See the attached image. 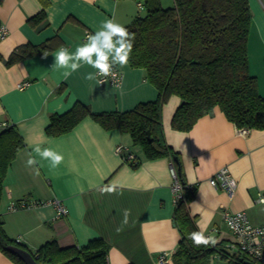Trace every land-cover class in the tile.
Here are the masks:
<instances>
[{
    "label": "crops",
    "instance_id": "crops-1",
    "mask_svg": "<svg viewBox=\"0 0 264 264\" xmlns=\"http://www.w3.org/2000/svg\"><path fill=\"white\" fill-rule=\"evenodd\" d=\"M249 4L253 16L249 68L264 94V0H249ZM139 8L138 0L0 1V22L8 29L0 38V121L14 124L25 143L8 167L0 216L7 234L20 238V245L31 251L49 239L64 247L103 238L110 244L108 264H175L173 253L181 233L175 222L171 158L146 159L129 133L107 129L89 115L62 134L46 131L52 114L68 111L77 101L93 111H125L157 98L158 89L146 70L129 62L123 68L117 65L123 73L121 85L87 80V73L97 71L89 65L68 77L64 69L54 67L60 48L74 53L106 20L114 18L125 27L139 16ZM41 12L44 19L30 21ZM50 40L54 46L46 58L33 54L7 63L18 46ZM22 82L28 85L22 88ZM180 103L181 97L172 94L163 104L165 138L179 153L186 181L195 186L189 211L198 229L227 251L234 236L226 212L245 210L253 224L264 225V205L257 202L264 191V129L239 128L216 106L190 130H178L172 118ZM118 145L141 162L134 166L126 161L116 150ZM36 146L53 150L63 160L53 168L50 159L34 152ZM30 156L35 160L32 166L27 165ZM225 166L238 181L233 194L209 182ZM113 185L115 191H106ZM20 199H58L68 213L56 217L54 204L8 209L11 201ZM162 252H168L164 263L159 261ZM0 264L17 263L0 249Z\"/></svg>",
    "mask_w": 264,
    "mask_h": 264
},
{
    "label": "trees",
    "instance_id": "trees-1",
    "mask_svg": "<svg viewBox=\"0 0 264 264\" xmlns=\"http://www.w3.org/2000/svg\"><path fill=\"white\" fill-rule=\"evenodd\" d=\"M138 1L146 13L125 26L134 37L129 63L146 70L158 89L157 98L125 111H93L77 101L68 111L52 114L46 131L50 135L62 134L89 115L107 129L129 133L133 145L141 147L146 159L171 158L183 185V197L175 208V222L181 233L173 253L175 264H211L215 255L226 258L227 264H248L246 260L251 259H228L220 243L209 239L207 244L195 245L190 239L192 233L200 232L189 211L195 186L186 181L179 153L165 138L162 108L170 95L181 97L172 126L182 131L190 130L216 106L239 128L264 129V94L249 68L248 43L253 23L249 0H174L170 6H162L160 0ZM44 17L41 12L30 21ZM51 42L20 45L7 63L33 54L44 55L53 48ZM0 129L1 203L8 167L25 143L14 124ZM135 156L125 160L137 166L141 160ZM10 245L28 250L38 264H108L110 250L106 240L94 238L83 245L64 247L56 239H49L31 251L7 234L0 216V249L17 264H26L18 253L9 250Z\"/></svg>",
    "mask_w": 264,
    "mask_h": 264
},
{
    "label": "built area",
    "instance_id": "built-area-1",
    "mask_svg": "<svg viewBox=\"0 0 264 264\" xmlns=\"http://www.w3.org/2000/svg\"><path fill=\"white\" fill-rule=\"evenodd\" d=\"M139 7H143L142 3L139 2ZM8 33L7 27L0 22V38H4ZM113 71L116 74V78L113 79L111 76L104 78L98 77V80H102L100 84H113L121 85L123 81V73L118 66L113 67ZM28 82L20 83V87H25ZM7 121H0V128L7 126ZM246 130L245 128H243ZM116 150L123 155L124 159H135V154L131 152L127 147L118 145ZM171 171L175 177L174 190H175V202L183 197V185L178 178L176 168L172 162ZM209 182L216 188L223 189L229 194H233L237 187V178L232 174L229 167L225 166L217 170L213 176L209 179ZM264 201V191H261L257 197V202L262 203ZM43 204H54L57 208L56 217H62L67 215L68 210L63 202L58 199L51 200H28L20 199L13 200L9 203L8 209L11 211H17L21 209H30L38 205ZM226 222L233 233L234 240L228 244L230 248L225 252L230 259L234 258H246L254 260L258 264H264V225L253 224L247 215L245 210H238L234 212L225 213ZM20 240V238H19ZM225 254V253H224ZM168 258V252H162L159 257V261L164 263Z\"/></svg>",
    "mask_w": 264,
    "mask_h": 264
},
{
    "label": "clouds",
    "instance_id": "clouds-1",
    "mask_svg": "<svg viewBox=\"0 0 264 264\" xmlns=\"http://www.w3.org/2000/svg\"><path fill=\"white\" fill-rule=\"evenodd\" d=\"M91 2V0H89ZM134 37L121 24L115 22L114 18L106 20L99 31L88 34L86 42L77 46L74 53L67 48H60L55 56L54 67L64 69V76L68 77L73 72L78 71L83 65H89L96 69L95 73H87L86 79L97 80L98 77L107 78L111 76L116 78L113 71L114 66L123 68L129 62L133 49ZM47 54H45V58ZM98 83H103L98 80ZM34 152L44 159L51 160V166L57 167L63 160V156L51 149H41L36 146ZM35 164L34 158L31 156L27 160V165ZM38 174V173H37ZM116 185L106 189L108 192L115 191ZM264 203V201H261ZM128 212L125 211V223L127 222ZM190 239L195 245L207 244L211 237H205L202 232L192 233ZM215 243V241H212Z\"/></svg>",
    "mask_w": 264,
    "mask_h": 264
},
{
    "label": "water",
    "instance_id": "water-1",
    "mask_svg": "<svg viewBox=\"0 0 264 264\" xmlns=\"http://www.w3.org/2000/svg\"><path fill=\"white\" fill-rule=\"evenodd\" d=\"M176 160H178L177 157ZM9 250L18 253L19 256L22 257V259L26 262V264H38L33 258L32 254L28 250L22 248L21 246L10 245ZM246 262L248 264H258L252 260H246Z\"/></svg>",
    "mask_w": 264,
    "mask_h": 264
},
{
    "label": "rangeland",
    "instance_id": "rangeland-1",
    "mask_svg": "<svg viewBox=\"0 0 264 264\" xmlns=\"http://www.w3.org/2000/svg\"><path fill=\"white\" fill-rule=\"evenodd\" d=\"M161 1V4L162 6H169L170 3H171V0H160ZM146 13V9L144 8H139V16H143L145 15ZM213 261H215L214 264H227L228 263V260L224 257H220V256H212V262L211 264L213 263Z\"/></svg>",
    "mask_w": 264,
    "mask_h": 264
},
{
    "label": "bare ground",
    "instance_id": "bare-ground-1",
    "mask_svg": "<svg viewBox=\"0 0 264 264\" xmlns=\"http://www.w3.org/2000/svg\"><path fill=\"white\" fill-rule=\"evenodd\" d=\"M212 176H213V175H212ZM210 178H211V177H210ZM210 178H209V179H210ZM66 208H67V207H66ZM67 210H68V208H67ZM17 239L19 240V238H17ZM19 241H20V240H19ZM228 259H230V258H228Z\"/></svg>",
    "mask_w": 264,
    "mask_h": 264
}]
</instances>
